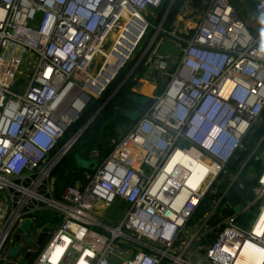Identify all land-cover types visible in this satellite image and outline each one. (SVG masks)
<instances>
[{
	"label": "built area",
	"instance_id": "1",
	"mask_svg": "<svg viewBox=\"0 0 264 264\" xmlns=\"http://www.w3.org/2000/svg\"><path fill=\"white\" fill-rule=\"evenodd\" d=\"M163 1L0 0V246L25 218L51 210L59 222L32 264H161L163 258L172 264H264V222L255 231L264 213V164L251 187L263 200L251 227L242 228L237 213L225 215L215 239L197 246L204 259H191L197 253L193 242L213 229L206 230L207 220L222 203L229 205L224 194L234 182L219 196L213 184L264 120V0H249L256 32L239 16L234 0H206L186 38L163 28L162 21L153 27L140 58L148 54L153 82L168 76L164 88L150 95L149 109L86 174L85 183L66 185L55 196L52 170L80 136L79 129L61 143L90 101L79 93L91 65L100 56L106 59L109 34L126 24V16L144 23L138 42L150 25L144 13ZM166 37L180 47L172 66L157 55ZM25 55L34 66L26 85L15 89ZM263 143L264 133L251 153ZM188 165L205 172L193 179V187L187 185L189 193L178 204ZM208 194H216L211 211L185 237ZM117 200L128 205L123 217L113 226L101 222L99 216ZM55 247L60 252L53 258Z\"/></svg>",
	"mask_w": 264,
	"mask_h": 264
},
{
	"label": "trees",
	"instance_id": "2",
	"mask_svg": "<svg viewBox=\"0 0 264 264\" xmlns=\"http://www.w3.org/2000/svg\"><path fill=\"white\" fill-rule=\"evenodd\" d=\"M169 2L170 0H164L162 5L157 10L158 18H161L165 11L167 12L163 22L165 29L171 28L182 4L181 0H174L168 10ZM233 4L237 9H239L240 5H245L247 7V11H250L251 17L253 16L252 5L249 0H234ZM239 16L244 20H247L248 18L244 10L243 12L242 10H239ZM147 55L148 54L139 58V60L136 59L133 63H129L127 67H125L126 70L123 75L117 79L118 81L115 85L113 84L107 89L103 97L96 99L91 97L90 101L81 112L77 122L66 131L61 143L66 141L71 135L78 131L77 129L83 126L98 110L92 121L82 131L74 144L52 170L55 196H59L66 185L74 184L76 182H86V174L93 172L95 168H88L80 164L79 161H93L96 163V166L102 162L114 146V143H109V138L116 136L113 129L116 123L127 127V129L130 128L131 123L128 112L135 110L139 105H136L133 97L135 94L133 88L136 86L137 81V78L135 77H137V75L142 77L147 72ZM130 69H132V72L128 76ZM116 84L117 87L119 85L120 87L114 92ZM263 133L264 120L262 123L253 127L244 139L241 151H239L237 156L228 163L226 172L221 175L225 178L223 179V182L220 183V193L225 190V187L228 184V178H230L229 176L237 173L240 163H242L252 151L253 147ZM259 150L264 151V143L259 147ZM243 180L246 193L247 187H252L256 183V179L253 181H246V179L243 178ZM245 193L239 195V203H247L249 198L246 199ZM211 199L212 196H209L202 202L198 209L200 213L203 214L208 201ZM232 211L233 209L231 208L230 212ZM32 217L34 228L40 226L44 229V226L47 225L48 228L45 227V229L50 231H53L59 222V217L51 210L36 211L32 214ZM237 218V221H241L240 216Z\"/></svg>",
	"mask_w": 264,
	"mask_h": 264
},
{
	"label": "rangeland",
	"instance_id": "3",
	"mask_svg": "<svg viewBox=\"0 0 264 264\" xmlns=\"http://www.w3.org/2000/svg\"><path fill=\"white\" fill-rule=\"evenodd\" d=\"M172 1H174V0H170L169 4H172L173 3ZM199 1L200 0H197V2H199ZM205 1L206 0H202V2H203L202 4L203 5H204ZM200 3H201V1H200ZM239 7H240V9L243 12V8L241 7V5ZM157 10L158 9H156V10L148 9L144 13V18L147 19L150 22V25L146 29L145 33L142 35V37L136 43L134 49L132 50V52L130 53L129 57L126 59V61L122 65V67L118 70V72L116 74L113 75V77L109 80L107 85L104 86V89L99 94H96V93L90 94L89 95L90 99H91V97L95 98V99L103 97L105 95L107 89L110 88L113 84L115 85V83L118 81L117 79H119V77L121 75H123V73L126 70L125 67H127V65L129 63H133L136 59L139 60V58L145 52L148 40H149V38H150V36H151V34L153 32L152 29L154 30L153 27H157L161 23V21L163 23V20H162L163 18L162 17L158 18V20L155 19V15H157ZM245 13H246V15L248 17L246 22H247V24L249 26H251L250 27L251 31L252 32H256L257 28H258L257 22L251 17L250 11L246 10ZM182 19H185V16ZM185 23L188 25V29L187 30H190V29L194 28V25H195L194 23L189 22V21H185ZM123 26H124V23L120 24V26H118L116 28L117 32ZM113 34L116 35L117 33H113ZM112 44H113V38L109 37V39L107 40V42H106V44L104 46L105 51L109 50L110 47L112 46ZM177 57H178V55H171V56L167 57V60L169 61L170 66H172V64L174 63V61H175V59ZM104 60H105V58L102 57V56H100V57L95 59V61L93 62V64L90 67V71L89 72H90L91 75L97 74L100 71L101 67L103 66ZM33 66H34V63L29 61L27 59V55H25V57L23 58L22 64H21V66L19 68V73L16 76L17 78H16L15 89H18V87H22L23 85H26L27 79H29V75H30V73L32 71ZM131 70L132 69H130L129 72L127 71L128 74H130L132 72ZM167 77L168 76H164V75L162 76V78L164 80H166ZM135 78H137V77H135ZM155 83H156L155 93L158 94V93H160L162 91V89L164 88L166 83L165 82H159V81L155 82ZM114 88H115L114 89V91H115L117 89V84H116V87H114ZM133 97L135 98L136 105H137L139 102H142L147 96H144V95H141V94L135 92ZM97 112H98V110L94 114L96 115ZM83 126H81L79 129H81ZM79 129H77V130H79ZM113 129H114V131L116 133V136L109 138V143H114L115 144L121 137H123V135H125V133L127 132L128 129H127V127H124L122 125H118L117 123L115 124ZM251 152L244 159V161H246V163L243 164L244 161L242 163H240L239 170L237 171V173H235L234 175H230L229 176L230 178L228 179V183L230 181H233L234 184H235V182L239 178H242V177L245 178L246 181H253V180L257 179L258 173L261 171V169L263 167V164H264V151L258 149L253 154ZM236 156H237V154H236ZM96 168H97V166L95 167V169ZM95 169H94V171H95ZM222 174H224V173H220V175H219V177L217 179L218 183H214L213 184L214 193H217L219 195H221V193H220V185L221 184H219V183H222L223 179L225 178V177L221 176ZM219 195H217V196H219ZM245 196H246V199H248V198L249 199H248L246 204L239 203L240 210L236 214V221L238 219L237 217L240 216L241 221H237V223L242 228L249 229L251 227V225L253 224V222L255 221L257 215L259 214L260 208H261V206L263 204V200L255 198V196L253 195V193L251 191V187H249V188L247 187ZM127 206H128L127 203H124L121 200L115 201L103 213L102 216H99L100 221L105 223V224L112 225V226L117 224V222L123 217V215H124V213H125V211L127 209ZM198 209H197V211L194 212V214L190 218V221L188 222V224H187V226H186V228L184 230V236L187 237V238H190L191 235L196 231L198 226L201 224V219L203 218L204 215H202V213H200ZM223 218H224V216L220 220L222 221ZM219 223H220V221H219ZM208 228H211V227L208 226ZM219 228H220V226H217L216 228L212 229V231L209 234H212V235L215 234L219 230ZM199 245H201L200 241L199 242L195 241L192 244V247H191L192 251H197V253L191 257V259L193 261H196L198 257H200L201 259H204L203 251L197 249V246H199ZM154 246L156 247V249L164 250V248L159 246V244H157V243H154ZM122 248L125 249L124 246H122ZM11 250L14 251L15 249L13 248ZM128 252L129 251H125L124 255L126 253H128ZM116 263H117L116 261L112 260V264H116Z\"/></svg>",
	"mask_w": 264,
	"mask_h": 264
},
{
	"label": "crops",
	"instance_id": "4",
	"mask_svg": "<svg viewBox=\"0 0 264 264\" xmlns=\"http://www.w3.org/2000/svg\"><path fill=\"white\" fill-rule=\"evenodd\" d=\"M181 2H182V4H181L180 10H179V13L176 15V18L174 19V23L172 24L170 29H173V30L175 29V32L179 36L186 38L190 35V33L193 32L194 28L187 30L188 25L185 23V21H189V22H192L195 24V22L200 17V15L204 9V5L202 4L203 3L202 1L200 3V1L197 2V0H181ZM166 14H167V12L165 11L162 18L164 17V19H165ZM157 16H158V12H157ZM184 16H185V19H182ZM163 22H164V20H163ZM163 28H164V26H163ZM142 77L143 78L136 81V86H134V90L136 91V93H139V94L144 95V96H150L151 94H154L155 88H156V83H155L156 80H155V82H153V80L155 78V73H153L152 71L150 72L147 69V72ZM163 80H164L163 78L158 79L159 82H165L166 83L167 78H166V80H164V81ZM128 130H129V128H128ZM230 182L227 184L225 189L228 187ZM216 183H218V182H216ZM215 195H213L212 198ZM209 196H211V195L208 194L203 199V201L206 200L207 197H209ZM202 202H201V204H202ZM222 204H223V207H219L218 212L215 213L212 217H210V219L207 220L206 230H208V226L212 227L213 229L216 228L219 225L218 224L219 221L221 222L220 219L223 216L232 215L235 213L234 211L230 212L231 208L228 204L227 205H225L224 203H222ZM197 209H196V211H197ZM211 209H212V202H211V200H209L207 207L204 209V212L202 215L205 216L207 213H209L208 211H211ZM220 209H222V211ZM21 223H19L18 225L14 226L12 228L7 239H5V241L0 246L1 247L0 248V264H32L33 261L36 259V257L39 255V253L43 250V248L49 242L52 230L50 231L48 229H45V227L48 228L47 225L44 226L45 230L43 229V227H40V226H37L34 228L33 227V219H32V223H31L30 227L28 229L24 230V229L20 228ZM216 233L213 235L208 233L206 235V237L201 239V241H200L201 245L204 247L209 245L215 239ZM13 248L15 249L14 251L11 250ZM161 264H172V261L168 258H163Z\"/></svg>",
	"mask_w": 264,
	"mask_h": 264
},
{
	"label": "bare ground",
	"instance_id": "5",
	"mask_svg": "<svg viewBox=\"0 0 264 264\" xmlns=\"http://www.w3.org/2000/svg\"><path fill=\"white\" fill-rule=\"evenodd\" d=\"M128 21L126 24L122 27L121 30L117 32L116 35H114L112 32L109 34V37L113 38V44L110 47L109 50H107L104 54L106 56V59L103 63V66L101 67L100 71L97 74L91 75L89 78L86 87L82 91V93H79L80 97H83L84 99H87L88 96L94 91L100 90L114 75V71L118 67L119 63L122 60H126L132 50V46L135 44L134 39L139 37V34L144 26V23L139 18H136V16H126ZM78 104V102H77ZM72 113V112H71ZM177 155H179V152H177ZM173 161H171L168 166H166V171L170 168ZM183 167L187 164L182 162ZM188 168L190 169V172L187 174L189 175V179L185 184H182V188L180 190V194L178 196L177 203L180 204L183 202L187 194L189 193V189L187 185H192L193 187L195 185V182H193L194 178H202V172H205V168L203 167H191V165H188ZM176 178V177H175ZM178 179V178H176ZM192 183V184H191ZM204 183L202 185L204 186ZM257 227H255V231L258 232L259 227L264 222V213L259 215L257 218ZM60 252L59 247H55L51 253V256L55 258L58 253ZM77 264H84L83 261H79Z\"/></svg>",
	"mask_w": 264,
	"mask_h": 264
},
{
	"label": "water",
	"instance_id": "6",
	"mask_svg": "<svg viewBox=\"0 0 264 264\" xmlns=\"http://www.w3.org/2000/svg\"><path fill=\"white\" fill-rule=\"evenodd\" d=\"M171 5L172 4H169L168 9L170 8ZM137 39L138 38L134 39L135 43L137 42ZM133 46H132V48H133ZM179 51H180V47L178 45H176L170 38L166 37V38H164L162 40L161 44L159 45V47L157 49V55L160 56V57H169L171 55L179 53ZM124 62H125V60H122L119 63L118 67L114 71V74H116L118 72V70L122 67ZM137 78H139V75H137ZM119 87H120V85L117 87V89ZM134 101H135V98H134ZM153 101H154L153 97L147 96L142 102H139V105H138V107L135 110H132V111L128 112V115L130 117L131 125L135 122V120L138 117H140L145 111H147L149 109V107L151 106ZM94 116H95V114L85 123V125L80 129V132L78 133V135H80L82 133V131L92 121ZM79 162H80V164H82V165H84V166H86L88 168H95L96 167V163L93 162V161L88 162V161L80 160ZM244 193H245L244 180H243V178H239L235 182V184L232 186V188L228 189L225 192V194H224V196H225L226 200L228 201L230 207L233 209V211L235 213H238L239 210H240L238 197H239V195H242ZM31 223H32V220L29 217H27L20 224V228L26 230V229H28L30 227Z\"/></svg>",
	"mask_w": 264,
	"mask_h": 264
},
{
	"label": "flooded vegetation",
	"instance_id": "7",
	"mask_svg": "<svg viewBox=\"0 0 264 264\" xmlns=\"http://www.w3.org/2000/svg\"><path fill=\"white\" fill-rule=\"evenodd\" d=\"M138 118H139V117H138ZM138 118H137V119H138ZM137 119H136V120H137ZM136 120H135V121H136Z\"/></svg>",
	"mask_w": 264,
	"mask_h": 264
}]
</instances>
